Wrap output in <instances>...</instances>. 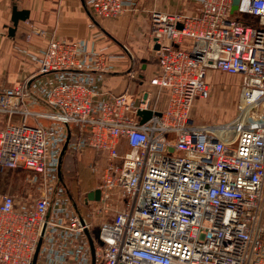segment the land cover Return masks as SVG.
Wrapping results in <instances>:
<instances>
[{"label": "built area", "instance_id": "2783aa9c", "mask_svg": "<svg viewBox=\"0 0 264 264\" xmlns=\"http://www.w3.org/2000/svg\"><path fill=\"white\" fill-rule=\"evenodd\" d=\"M133 2L88 4L94 16L117 18ZM233 5L202 0L200 14L150 13L158 58L150 83L157 99L168 93L163 109L150 90L138 102L104 90L91 72L105 71L106 56L57 37L30 91L32 77L0 89V171L23 169L37 189L0 193V264H33L40 240L36 264H92L95 226L96 264H264V0ZM211 70L241 77L236 113L197 123L191 110L208 95ZM34 97L50 109L33 111ZM72 124L68 148L106 159L101 198L86 197L83 220L58 177Z\"/></svg>", "mask_w": 264, "mask_h": 264}, {"label": "crops", "instance_id": "0c3cea01", "mask_svg": "<svg viewBox=\"0 0 264 264\" xmlns=\"http://www.w3.org/2000/svg\"><path fill=\"white\" fill-rule=\"evenodd\" d=\"M133 1L117 18L94 16L99 23L97 24L88 12L89 0H0V89L17 86L32 77L50 39L57 37L83 41L89 49L106 56V73L91 72L104 90L113 94L126 93L128 98L135 102L139 101L143 90H150L153 92V103L160 109L165 108L168 93H162L157 99L156 87L150 83V79L158 72L157 43L152 33L150 13L159 11L170 14H200L202 0ZM15 8L26 9L29 15L26 19L19 20L15 33L11 35L9 28L13 25ZM189 41L190 38H185L183 44L186 45ZM132 58L133 68L128 71ZM232 75L239 77L237 79L240 85L241 77ZM29 106L33 111L45 112L50 109L49 104L39 99L29 100ZM20 118L19 113L13 116L14 120ZM4 121L5 116H0V126ZM28 122L47 124L49 120L29 117ZM69 131L70 140L75 141L77 126L72 124L68 133ZM68 150L67 152L73 153L70 148ZM79 153L77 162L82 167V180L88 186L93 175L88 174L86 170L84 174L82 169L87 162H92L91 166L97 164L96 175L101 179L106 159H103L100 171V157L94 148L87 147ZM100 155L105 158L104 154ZM89 192L90 190L87 194Z\"/></svg>", "mask_w": 264, "mask_h": 264}, {"label": "rangeland", "instance_id": "374dc122", "mask_svg": "<svg viewBox=\"0 0 264 264\" xmlns=\"http://www.w3.org/2000/svg\"><path fill=\"white\" fill-rule=\"evenodd\" d=\"M190 44L191 39L186 45ZM211 71H209L207 76L210 82L208 95L205 98L198 99L191 110V116L197 123L224 122L230 120L236 113V105L239 96V80L237 78L239 77L236 75V78L234 75L220 70ZM79 154L80 153L76 152L68 153L67 157L63 160V175L79 210L86 214L90 209V206L85 203L87 191L95 190L96 187L99 188L101 179L96 175L97 171L95 170V166H97V164L91 166L92 162H87L82 171L85 174L86 170L88 174L93 175V179L88 183V186L85 185L80 173V168L82 167L79 166L77 162ZM99 157L98 165L101 171L102 162L105 158L101 155H99ZM36 190L34 186L27 182V172L25 170L9 169L0 171V193L14 191L20 197L24 196L27 198L29 193L34 195ZM118 206H120L119 202L116 199L113 200L109 209L111 210L110 213H114V210L117 209ZM98 230L99 226L91 228L93 237L97 236Z\"/></svg>", "mask_w": 264, "mask_h": 264}, {"label": "water", "instance_id": "95a60500", "mask_svg": "<svg viewBox=\"0 0 264 264\" xmlns=\"http://www.w3.org/2000/svg\"><path fill=\"white\" fill-rule=\"evenodd\" d=\"M237 2H238V0H234L233 10L237 7ZM88 12H89L90 16L93 18V20L97 24H99L98 21L95 19L93 13L91 11H89V8H88ZM28 15H29V12L26 9H23V10H17L16 8L14 9L13 16H12L13 25L10 26V28H9V33L11 35H13L15 33L16 26L18 25L19 20L20 19H26L28 17ZM133 63H134V60L132 58V60H131V66L129 67L128 71H131L132 70ZM93 72H96L97 73V72H103V71L93 70ZM115 73H123V72H115ZM42 75L43 74H38V75L32 77L28 81V83H27V89L29 91H30V86H31L32 81L34 79L42 76ZM139 114H141L143 116L142 121H146L152 115V111L151 110L140 111ZM70 138H71V134H70V131H69L68 136H67V139H66V141L64 143V146H63V149H62V152H61V155H60V162H59V169H58V177H59L60 182L65 186V188H66V190L68 192V195L70 196V198H71V200L73 202L74 207L79 212L80 217L83 220L84 218L82 216V213L79 210L76 202L74 201V198H73V196L71 195V193H70V191L68 189V186H67V184L65 182V178H64V175H63V166L62 165H63L64 156H65V154H66V152L68 150V147H69ZM100 198H101V190H100V188H96L95 190H92V191H90L87 194V199H89V200H100ZM87 233H88V237H89V240H90L91 251H92V264H96V255H95L94 239H93V236H92V234H91L90 231H88ZM40 245H41V240H40V242L38 244V247H37V250H36V253H35V256H34L33 264H36V260H37V257H38V252H39Z\"/></svg>", "mask_w": 264, "mask_h": 264}, {"label": "trees", "instance_id": "16d2710c", "mask_svg": "<svg viewBox=\"0 0 264 264\" xmlns=\"http://www.w3.org/2000/svg\"><path fill=\"white\" fill-rule=\"evenodd\" d=\"M68 151H69V150H68ZM68 153H69V152H67V153H66V155H65L64 159L67 157Z\"/></svg>", "mask_w": 264, "mask_h": 264}]
</instances>
